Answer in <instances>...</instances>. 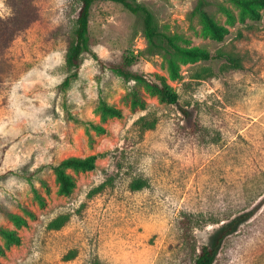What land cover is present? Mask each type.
<instances>
[{"label":"rangeland","instance_id":"obj_1","mask_svg":"<svg viewBox=\"0 0 264 264\" xmlns=\"http://www.w3.org/2000/svg\"><path fill=\"white\" fill-rule=\"evenodd\" d=\"M130 1L179 47L214 59L177 61L172 79L141 18L108 2L91 10L89 49L105 63L136 56L132 71L164 78L175 105L89 54L64 88L80 0H0V229L20 240L9 245L0 234V264H194L199 247L222 235L213 264H264V10L253 22L206 0L228 30L218 43L195 12L198 0ZM133 89L145 109L126 101ZM100 98L121 117L103 121ZM91 156L95 169L69 172L75 189L61 195L51 166ZM136 182L142 188L131 190Z\"/></svg>","mask_w":264,"mask_h":264},{"label":"trees","instance_id":"obj_2","mask_svg":"<svg viewBox=\"0 0 264 264\" xmlns=\"http://www.w3.org/2000/svg\"><path fill=\"white\" fill-rule=\"evenodd\" d=\"M230 3L235 8L239 9L241 17L247 16L253 22H258L262 19L261 10H264V0H224ZM99 2H108L119 5L127 13L138 16L142 20L144 35L147 41L159 47L164 52V57L167 60L168 69L172 79L178 78V63L183 62H207L212 57L207 51L198 48H181L177 45V38L169 36L160 32L158 24L153 14L145 7L136 4L130 0H80V8L76 19V28L74 31L73 42L65 58V66L70 75L65 78L63 87L67 88L71 81L77 77V70L81 66L82 57L84 54H89L93 59L98 62L105 70L112 72L124 81L140 82L143 83L147 89L156 95L162 103L168 105H175L179 100L178 94L168 86L162 77L153 75L147 77L142 72H134L133 67L138 64L136 56H129L119 61L117 64L105 63L100 61L95 54L91 52L88 45L89 36V19L93 6ZM208 2L206 0H198L195 12L199 15L201 23L205 32L215 41L223 42L228 30L218 25L213 17L208 12ZM218 9L226 16L228 22L234 20V16L229 9L223 4L218 5ZM217 57L223 58L221 55ZM229 67L233 69H241V61L237 58L226 57L224 58ZM126 101H129L131 107L136 109H145V103L141 94L133 89L127 93ZM97 111L101 119L105 121L108 118H120L121 112L114 107L108 105L102 98L99 99ZM91 128L101 132L100 128L95 127L93 124L87 123ZM97 157L91 156L88 158H75L69 157L57 164L51 166L56 182L59 187V193L63 196L69 197L75 189V181L69 172H91L95 169V161ZM131 190H140L142 185L138 182L131 184ZM5 216L15 223L16 226L25 225L26 222L20 216L12 214L8 211H2ZM65 218L54 221L50 224V228L59 229L63 225ZM0 234L5 242L9 245L19 244V238L11 231L0 229ZM224 238L222 235L214 246L204 245L199 247L198 254L194 264H213L217 257V247L220 241Z\"/></svg>","mask_w":264,"mask_h":264}]
</instances>
